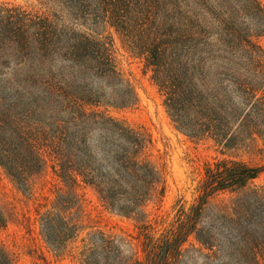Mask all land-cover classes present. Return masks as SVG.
<instances>
[{
	"label": "trees",
	"instance_id": "1",
	"mask_svg": "<svg viewBox=\"0 0 264 264\" xmlns=\"http://www.w3.org/2000/svg\"><path fill=\"white\" fill-rule=\"evenodd\" d=\"M113 33L141 59L175 127L210 141L190 199L152 218L162 175L151 140L108 113L133 104ZM264 139V7L259 0L0 2V167L29 192L54 180L39 215L68 264H264L262 166L238 158ZM80 188L134 221L132 239L83 232ZM4 218L0 212V226ZM0 264L10 261L0 246Z\"/></svg>",
	"mask_w": 264,
	"mask_h": 264
},
{
	"label": "rangeland",
	"instance_id": "2",
	"mask_svg": "<svg viewBox=\"0 0 264 264\" xmlns=\"http://www.w3.org/2000/svg\"><path fill=\"white\" fill-rule=\"evenodd\" d=\"M25 5L35 0H0ZM264 7V0H259ZM115 56L119 67L131 83L136 96L133 104L122 108H107L108 113L125 124L140 128L151 140L148 151L162 175L164 193L147 207L152 218L166 216L179 197L190 199L192 188L206 162L219 156L210 141L190 139L175 129L171 123L158 90L144 68L143 61L122 47L113 33ZM238 158L263 171L254 181L264 182V139L257 138L248 148L238 152ZM54 180L50 174L35 178L29 192L22 190L0 167V212L4 225L0 226V246L10 264H68L56 259L45 244L39 225V215L49 205L50 189ZM78 215L84 225L83 232L100 229L110 234L132 239L134 221L118 216L106 209L90 188H80ZM135 242L134 239H132Z\"/></svg>",
	"mask_w": 264,
	"mask_h": 264
}]
</instances>
